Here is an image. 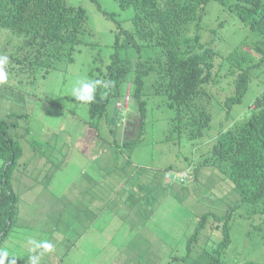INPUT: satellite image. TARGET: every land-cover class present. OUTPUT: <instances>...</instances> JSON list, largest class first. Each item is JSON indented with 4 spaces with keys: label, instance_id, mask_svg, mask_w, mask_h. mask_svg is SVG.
<instances>
[{
    "label": "rangeland",
    "instance_id": "obj_1",
    "mask_svg": "<svg viewBox=\"0 0 264 264\" xmlns=\"http://www.w3.org/2000/svg\"><path fill=\"white\" fill-rule=\"evenodd\" d=\"M67 2L83 7L85 29L70 58L66 45L45 74L30 76L10 65L9 53L20 37L0 27V56L8 57V79L0 84V116L8 118V133L22 148L12 182L17 213L0 248L10 246L16 264H27L30 237L47 238L55 245L53 253L41 257V264H204L220 239L219 222L211 214L230 211L231 240L221 264H264V203L251 210L241 202L242 193L225 169L200 166L218 130L252 113V101L264 87L263 37L225 5L209 0L199 28L189 32L215 52L213 81L206 87L209 126L193 139L170 133L173 110L165 95L152 92L149 75L144 77L142 138L128 150L121 144V123L124 114L125 119L136 114L133 102L125 103L123 95L129 81L118 96L109 98L108 116L116 117L118 127L114 133L103 122L96 124L88 105L75 101L70 89L79 77L103 80L117 23L131 30L134 9L120 8L116 0ZM120 58L128 65L130 80L134 49H120ZM247 66V89L227 113L223 100L232 93L236 74ZM97 90L102 93V87ZM10 112L21 115L7 116ZM192 167L193 178L183 182L164 178V171L182 174ZM95 179L94 188L86 189ZM103 206H108L106 211ZM94 212L95 217L85 218ZM102 212L109 215L105 224L99 219ZM203 213H209L206 222L187 249V238ZM85 222L89 227L83 235L80 226Z\"/></svg>",
    "mask_w": 264,
    "mask_h": 264
},
{
    "label": "trees",
    "instance_id": "obj_2",
    "mask_svg": "<svg viewBox=\"0 0 264 264\" xmlns=\"http://www.w3.org/2000/svg\"><path fill=\"white\" fill-rule=\"evenodd\" d=\"M116 1L120 8L133 7L132 29L125 30L117 23L114 50L103 77V81L111 84L107 89L102 87L101 94L97 90L96 102L88 104L89 117L96 119V124L103 122L108 131L116 132V117L108 116L109 98L118 96L122 84L129 81L123 95L125 103L133 102L136 114L126 119L123 115L121 144L131 150L140 142L142 137L139 134L144 128V77L153 75L150 77L152 92L165 95L167 105L173 110L169 132L183 133L189 139L201 137L211 120L206 87L213 81L215 52L200 41L197 33L191 35L189 32L199 28L209 0ZM215 1L225 5L251 31L260 34L264 45V0ZM85 21L83 7L71 5L67 0H0V27L20 37L9 53V63L18 72L30 76L38 72L45 74L66 45L70 58L73 45L85 29ZM126 48H132L136 53L130 80L126 78L128 65L120 58V49ZM255 48L259 50L260 46ZM249 69L247 66L236 74L232 93L223 100L227 113L232 105L241 101L248 86ZM14 114L21 115L14 112L6 115ZM7 119L0 116V242L8 234L17 213V193L12 182L17 161L22 155L20 144L8 133ZM134 132L136 136L127 140ZM201 165L225 169L229 180L242 193L241 202L248 204L251 210H255L258 203H264V87L252 101L249 118L239 119L232 126L218 130ZM195 168L184 170L186 174L181 176L174 173V179L170 171H164V178L165 173L170 172L167 180L183 182L186 178H193ZM208 214L200 215L187 238V249L198 239ZM211 215L219 222L216 228L220 230V239L204 264H221V255L231 240L228 223L231 212Z\"/></svg>",
    "mask_w": 264,
    "mask_h": 264
},
{
    "label": "clouds",
    "instance_id": "obj_3",
    "mask_svg": "<svg viewBox=\"0 0 264 264\" xmlns=\"http://www.w3.org/2000/svg\"><path fill=\"white\" fill-rule=\"evenodd\" d=\"M8 63L7 56H0V84H3L8 79V74L5 71V65ZM111 82L103 80H91L87 77H79L70 89L71 96L75 101L85 105L96 102V93L99 87L109 88ZM107 95V93H105ZM30 247L28 248L27 264H41V257L53 253L55 245L52 241L45 239L29 238L27 241ZM16 252L10 250V246L0 248V264H16Z\"/></svg>",
    "mask_w": 264,
    "mask_h": 264
},
{
    "label": "crops",
    "instance_id": "obj_4",
    "mask_svg": "<svg viewBox=\"0 0 264 264\" xmlns=\"http://www.w3.org/2000/svg\"><path fill=\"white\" fill-rule=\"evenodd\" d=\"M96 183L97 182H94V183H91L89 186H87V189L88 188H90V189H92V188H94V186L96 185ZM83 194H87L88 192L86 191V190H84L83 192H82ZM97 200H98V198H97ZM91 204H92V201H91ZM106 209H107V207H105V206H103V211H106ZM95 214L97 215V213L96 212H94V213H92L91 215H89V213L88 214H86V217L85 218H93V217H95ZM108 214H106L105 212H102V217H100V215H99V219H101L102 221H103V223L105 224L106 223V221H107V219H108ZM98 221H96V223H97ZM90 223V222H89ZM86 224H88V222H85V223H83L81 226H80V230L81 229H84L85 231H83L82 230V233H83V235H85L86 234V229L89 227V226H85ZM90 226H91V224H90Z\"/></svg>",
    "mask_w": 264,
    "mask_h": 264
},
{
    "label": "built area",
    "instance_id": "obj_5",
    "mask_svg": "<svg viewBox=\"0 0 264 264\" xmlns=\"http://www.w3.org/2000/svg\"><path fill=\"white\" fill-rule=\"evenodd\" d=\"M169 173H170V172H166V173H165V176H166V177H169ZM182 174H185V172H183ZM182 174H180V176H181ZM172 178H173V179L176 178V175L173 174Z\"/></svg>",
    "mask_w": 264,
    "mask_h": 264
}]
</instances>
